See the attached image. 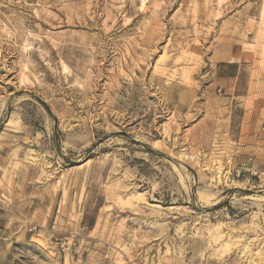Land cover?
Instances as JSON below:
<instances>
[{"label": "rangeland", "instance_id": "374dc122", "mask_svg": "<svg viewBox=\"0 0 264 264\" xmlns=\"http://www.w3.org/2000/svg\"><path fill=\"white\" fill-rule=\"evenodd\" d=\"M0 264H264V0H0Z\"/></svg>", "mask_w": 264, "mask_h": 264}, {"label": "built area", "instance_id": "2783aa9c", "mask_svg": "<svg viewBox=\"0 0 264 264\" xmlns=\"http://www.w3.org/2000/svg\"><path fill=\"white\" fill-rule=\"evenodd\" d=\"M36 228H33V230H35Z\"/></svg>", "mask_w": 264, "mask_h": 264}, {"label": "bare ground", "instance_id": "6f19581e", "mask_svg": "<svg viewBox=\"0 0 264 264\" xmlns=\"http://www.w3.org/2000/svg\"><path fill=\"white\" fill-rule=\"evenodd\" d=\"M64 68V67H63Z\"/></svg>", "mask_w": 264, "mask_h": 264}]
</instances>
